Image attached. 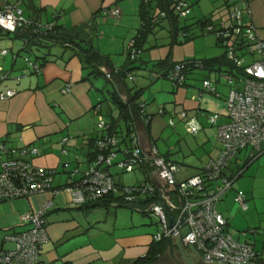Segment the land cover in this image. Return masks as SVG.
<instances>
[{"label":"crops","instance_id":"obj_1","mask_svg":"<svg viewBox=\"0 0 264 264\" xmlns=\"http://www.w3.org/2000/svg\"><path fill=\"white\" fill-rule=\"evenodd\" d=\"M125 1L34 0L33 6L41 9L35 14L39 15V21L42 24L51 22L55 18L54 22L63 25L66 34L91 42L104 55L110 57L112 53L103 51L99 44H104L108 48L115 46V48L119 47V50H124L126 62L128 53L126 43L131 39V33L128 28L133 27L132 25L137 22L135 18L129 20L125 10ZM186 1L190 2V0ZM191 1L193 4L201 5V7L199 6L201 9H205L200 11L201 15H199L198 20L206 18L208 19L207 23L202 26L197 23L198 20L196 21V24L203 30H205L207 24H213L219 28L221 21L226 23L230 21V14L236 7H245L243 10L244 15L255 25L259 38L264 40V0ZM15 2L17 0H0V9L8 3ZM115 7L121 10V14L117 17L109 13ZM137 8H139V0ZM34 12L35 9L30 10L31 14H34ZM219 12L221 14L217 15ZM190 25V30H192L195 24ZM117 28L122 32L120 35V32H116ZM17 41L21 45V41ZM217 44L219 43L217 42ZM223 47L226 51L224 43ZM4 48L6 47L2 49ZM57 49H54V52L52 51L55 55L51 57L52 60L50 62L41 68L39 73L32 68H28L20 60L17 61V65H12L13 60L8 66L0 64L6 70L15 69L12 73L13 78L0 82V92L9 88L16 90L13 96L5 99L0 98V167L2 160L19 159L34 166L51 169L54 171L53 184L56 189L60 188L57 193L47 191L32 195L27 199L0 200V234H13L25 229L26 226L22 220L23 214L40 210L43 208L44 203L50 201V208L46 210L45 215L50 239L43 245L41 264H64L65 262L73 264H108L107 258L111 262L119 261L114 264H125L134 261L137 258V255H134L136 252H140L143 248L147 252L148 247L152 243L154 233L149 232L140 235L137 233L122 234L120 232L117 234L118 228L116 226L111 231L101 229L104 231L101 233H106L108 237H111L112 242L115 244L113 249L115 250L116 247L122 254V257L117 259L120 253L117 254L115 252V256L110 258V251L104 253L99 247H94L92 233H94V229L97 226L94 225L93 218L98 221H107L112 207H100L108 212L105 214L101 213L100 216L95 215L94 217L93 212L95 209L82 208L84 204H71L72 193L67 187L71 186L93 162L96 154L95 139L107 134V131L101 130L97 123V116L99 114L104 116V102L98 96L99 88L92 81L91 75L83 69L82 62L78 56L71 55V50ZM36 63L39 64L40 61ZM19 67H23L22 71L28 74L24 73L23 77L17 79L15 75L21 72L17 71ZM200 73L192 75V79L200 83H189L187 81V85L175 87L173 91L174 102L177 105L175 108L183 109L188 113L189 118L197 120L204 132L207 126L215 130H211L212 132L210 133L215 137L214 146L216 147V155H218L221 145L217 139L216 126L210 124L209 121L206 122L203 116H206L208 120L210 114L219 113V123L226 122V97L228 94L227 96L224 95L221 91L223 89L219 86L225 83H223L224 80L220 72L211 71L207 73L209 77L202 75L198 77L197 74ZM201 74H205V72ZM212 74H215L214 78ZM204 78L211 81V84L216 89L215 93L200 90ZM212 78L216 83L213 82ZM68 85H71V90L67 93L63 92ZM201 91L200 98H195ZM99 105L101 106L100 109L97 107ZM162 107L166 109L165 114L169 112L166 106ZM162 107L158 105L157 109H162ZM149 108L150 105L146 103L147 112L156 113V108V110L152 109L151 111H149ZM107 112L111 114V121L116 119L111 107H109ZM177 114L178 112L175 111L172 118ZM90 117L94 120V126L90 124ZM121 121L119 120L118 122L119 128H122ZM152 121L153 118L151 124ZM140 132L142 143L144 145L148 144L146 132ZM151 134L155 142L157 139L153 136L152 130ZM205 136H207V133ZM64 137L69 138L67 156H62V139ZM124 145L126 144L124 143ZM34 147L38 148L37 154L31 153V149ZM24 150L26 152H23ZM250 151L249 147L241 151L236 157L237 161L243 163L248 158ZM215 156H210V158ZM172 158L174 157L172 156ZM63 161L68 162V165H63ZM250 166L248 186L236 190V193L225 192L221 196L217 207L224 215L228 213L225 216L228 219L229 231L234 237L251 241L255 245L256 250L261 253L264 249V234L257 231L254 234L243 235L241 231L248 228H259L261 222L264 221V190L262 189L264 186V151L248 167ZM112 168L117 171H113ZM74 170L78 172L75 176H72L71 174H73ZM108 170L116 183L128 185L122 182L121 174L123 172L119 167L110 166ZM139 172L144 177V172ZM63 173H66L68 177L65 184H63L64 179L59 176L63 175ZM244 174L245 172L242 176ZM58 176L60 177L59 181ZM238 193L245 194L247 197L248 207L246 210L235 205V197ZM229 194L233 198L227 199L228 204L223 207ZM128 209L137 210L134 208ZM115 220L116 218H114V224ZM132 224L135 225L136 222L132 221ZM73 229L77 230L70 234ZM260 245L263 248L261 250L258 249ZM188 247L190 246H173L170 252L157 263L194 264V259L197 262L198 260L201 261L194 251L191 248L188 249ZM114 250H112V254H114Z\"/></svg>","mask_w":264,"mask_h":264},{"label":"built area","instance_id":"obj_2","mask_svg":"<svg viewBox=\"0 0 264 264\" xmlns=\"http://www.w3.org/2000/svg\"><path fill=\"white\" fill-rule=\"evenodd\" d=\"M189 8L186 0L176 2V11L180 17H186ZM244 9L245 7H236L230 14V21L227 23L221 21L219 28L212 24L207 25V30L217 31L222 35L227 57L235 66V73L222 74L230 85L226 99L227 121L219 123V113L211 114L209 117V122L217 128L221 145L219 154L212 157L206 167L210 181L220 179L221 169L225 168L239 149L250 147V158L264 151V40L259 38L255 25L244 15ZM109 13L117 17L121 10L115 7ZM161 15L165 16V13L162 12ZM24 21L21 9L15 4L8 3L0 9V26L4 29L14 31L17 25ZM128 49L131 58L135 59L139 53L135 48V40L132 39ZM0 53L5 55L8 50L2 49ZM32 66L37 72L41 69L36 62ZM184 68L183 64H177L169 73L170 77L180 81ZM210 86V82L205 80L204 87ZM70 90L71 85H68L63 92L67 93ZM15 93V90L9 89L0 92V98H8ZM200 96L201 92L195 98L199 99ZM97 107L101 108L100 105ZM183 116L185 117L186 113H183ZM170 123L173 124V121ZM98 126L100 129H107L109 126L102 114L98 115ZM189 130L196 132L193 121ZM66 140L67 138L63 139ZM119 142L120 138L115 134L105 135L96 140L93 162L81 174L80 179L67 187L72 193V205L97 200L109 193L122 196L125 204H134L140 194L154 192L155 188L160 191V198L166 203L160 201L145 206V209L153 211L160 220L155 238L160 239L164 235L179 237L184 246H190V242L192 247L200 252L203 260L210 263L264 264V261L259 260L251 244L239 241L227 229V220L216 207L222 193L230 185L226 178H222L223 184L218 185L215 190H209L204 178L199 175L178 182L174 176L177 166L159 155L155 146L145 153L134 139L129 146H120ZM31 153L37 154L38 148H32ZM147 162H151L155 167L151 175L155 187L144 182L120 186L108 170L110 166H117L124 171H133ZM77 172L74 170L73 175ZM53 175V170L34 166L23 160H5L0 170V199L30 197L50 190L57 193L59 190L51 189ZM235 203L243 209L248 207L244 194H238ZM50 205L49 201L42 209L23 214L22 220L30 223L29 227L0 236V264L41 262L43 244L49 239L43 216L45 209ZM165 205L172 211L176 210L178 215L170 217L164 208ZM11 243L15 246L6 247V244Z\"/></svg>","mask_w":264,"mask_h":264},{"label":"trees","instance_id":"obj_3","mask_svg":"<svg viewBox=\"0 0 264 264\" xmlns=\"http://www.w3.org/2000/svg\"><path fill=\"white\" fill-rule=\"evenodd\" d=\"M33 1L34 0H17V2L12 3L21 9L22 14L25 18V21L22 22L20 25H17V27L14 31H9V30L4 29L3 27L0 26V34L9 35V38L21 41V45L17 49V51H12V55H13V59H12L13 64L12 65H17V61H19V59H22L28 68H32V69H34L35 72H37V70H35V68L32 66V64H34L37 61H40V63L38 65L40 68H42L45 64H47L48 62H50L52 60L51 57L55 55L53 53L54 52L53 49H55L56 47L62 48V49H64V51L71 50L72 51L71 55H73V56L76 55L80 58V60L82 62L83 69L86 70L89 75H91V76L101 75V76H105L109 81L114 80V85H115L116 89L114 91H112L110 98H107V99H109L111 101V103L113 104V106L116 109H118L119 117L114 119L113 121H110V122L106 121L109 124L108 128L107 129H101V130L107 131V134H104L101 137H103L105 135L115 134L120 138V142H119L120 146H123L124 143L127 146H129L131 144V141H133V139H134L137 142V144H139L140 148L145 153H148L150 151V149L155 146L159 155H161L162 157H164L168 161H172L177 166V170H176L174 176L178 182H181L184 180L186 181V179H189L190 177H193L195 175H199V176L204 178L205 185H206V187H209V190H215L218 185L221 186L223 184L222 178L224 177L230 182V185L228 186V189L222 193V195L225 192H227L228 190L233 188L235 181L238 180L242 176V174L245 172V170L250 165V163L260 153L253 158H250V154H249L248 158L245 159L243 161V163H240L237 161L236 157L241 151H243L244 149H246L248 147H245L243 149H239L237 151V153L235 154V156L232 157L228 161L225 168L221 169V172H220L221 177H220V179L217 178L216 181H214V180L210 181V179L207 176V168L206 167H207L208 163L206 165H204L201 169H199V171L197 173H195L191 176H188L186 178H183V179H178L177 176L182 171V166H183L182 163H180L179 161L172 158L170 152L163 154L159 150L157 145L155 144L154 139H153L152 134H151V120H152L153 116L156 115V113L165 114L166 109L165 108L159 109L158 112L153 113V114L148 113L146 110V103L145 102H143V103L137 102V98L140 95L141 90L135 91L134 93H132L131 88H129L126 84L127 77L130 75L132 76V73H131L132 69L136 68L133 66V62H135L138 59V55L142 51V49L144 47V43L148 37V33L150 31H153V29L156 26H160L162 20L169 19L170 24H171V33H172L173 41H176V37L180 32L183 33V35L186 39L192 38V35L190 34V29H191L190 26L191 25H186V26L180 27L181 18H186L187 16L186 17H180V15L177 13L176 2L178 0H139V8L138 9H139V13H140L141 20H142V26L139 30V33L133 38V40H135V48H136L137 52H139V53L135 57V59H133V58H131V52L128 49L127 61L121 67L115 66V64H113V62L111 61L110 57L102 54L98 49H96L92 45L91 42H87V41H84L80 38L73 37L69 34H66L64 26L59 24L58 22H54V20H56L55 18L51 22L42 24L39 21V15L35 14L36 12H39L41 9L33 6ZM31 9H35L34 14L30 13ZM162 12L165 13V16L161 15ZM207 20L208 19H206V18H202V19H199L197 21V23H199L200 25L203 26L207 23ZM207 25L205 27V30L208 31L209 33L210 32L215 33V35L217 36V39L220 42L224 43L225 41L223 40L222 35H219L217 31L207 30ZM233 41H235V39H233ZM236 43L239 44L238 41ZM4 49H7L8 53L5 55L0 53V55L1 56H8L10 53V49L9 48H4ZM143 64L145 67L149 68L152 73H156L158 75V78L159 77H166V78L171 79L173 81L175 87H181V86L187 85V80L189 78V74H192V73L196 74L198 72H205V74L202 75L204 77H209V75L207 73L211 72V71L220 72L222 77H223L222 74L224 72L235 73L234 72L235 66L228 59L227 51H225L219 57L216 56V57L207 58V59L201 60V61H196L194 59V60H186V61H179L178 62V61H172L169 59V57H167L166 59H163V60H155L152 63H150L148 61H143ZM177 64H183L185 66L183 78L180 81H178L177 79H174V78L172 79L169 75V73L173 70V68H175V66ZM141 66H142V64H141ZM0 67H1L0 82L8 80L10 78H13L12 73H13V71H15V69L14 70L13 69L6 70V69H4V67L2 65H0ZM17 69H18L17 71H21V72L15 76L17 79H20L21 77L24 76V72L22 71L23 67L22 68L19 67ZM40 71H41V69H40ZM39 72H37V73H39ZM205 80H208L210 82V85H211L210 88L204 87V81ZM224 81H225V79H224ZM225 83L230 88V85L226 81H225ZM201 84L202 85H201L200 90L215 93L216 89L211 84V81L209 79L204 78L202 80ZM9 89H12V88H9ZM9 89H7V90H9ZM7 90L1 91V92H6ZM13 90H15V89H13ZM202 91H201V94H202ZM124 94L127 95L126 99H125ZM160 111H162V112H160ZM183 113H186V112L183 111L181 113L182 114L181 118L184 119L186 122H188V124H189L188 130L190 128V124H192V121L194 122V125L196 126V132H192L190 130H189V132L194 134V135L197 134L199 132V130L201 129V127L197 123V120H195L193 118H189L188 113H186V116L184 117ZM172 116H173V114H172ZM210 116H211V114L208 116V121H209ZM119 120H122L124 122V128L123 127L119 128V123H118ZM171 120L173 121V124H171L170 122H169V124L174 125L175 122H174L173 118H171ZM212 125H214V124H212ZM139 131H144V133L146 132V134H147L146 141H147V143L149 142L148 144L144 145L142 143L141 137H140L141 134L139 133ZM101 137H99V138H101ZM64 138H67V140L63 141ZM64 138L62 139V145H63L62 146V156H67V154H68L67 147H68V141H69L68 139L69 138L68 137H64ZM99 138H96L95 140H97ZM95 147H96V145H95ZM64 150H65V152H64ZM250 153H251V151H250ZM7 160H9V159H7ZM4 161L5 160L1 161L0 170L2 168V164ZM64 165L67 166L68 162L65 161ZM154 168L155 167L153 165H151V162H147V164L142 165L138 168H135L133 171L144 172L143 180L140 181L139 183L144 182V183L152 184V186L155 187V184L151 178L152 171L154 170ZM121 171L122 172H133V171H124L122 169H121ZM71 175L73 176V174H71ZM80 177L78 179H80ZM53 178H54V175H53ZM78 179H76L75 182ZM75 182H73L72 185ZM139 183H136V184H139ZM136 184H134V185H136ZM119 185L121 186L122 184H119ZM51 189H53V190L56 189L54 184H53V179H52ZM59 189L57 188V190H59ZM238 194H241V193H238ZM30 197H23V198L27 199ZM122 198L123 197L120 196L119 194L109 193V194H106L105 196H103L102 198H99L97 200L86 201L85 203H83L84 205L82 206V208L94 210L96 208H100V207L108 208L110 206L111 207L112 206L113 207H121V206L125 207L126 205H136L135 203H137V205H142L144 207V210L137 209L138 211H140L144 214L156 216V218H157L156 225L159 228V226H160L159 217L153 211L145 209V206H148L149 204H153V203H158L160 201H162L163 204H166L165 201L160 198V191L159 190H157V189L155 190V188H154V192L140 194L139 197L135 200L134 204H125L124 203L125 201H123ZM13 199H19V198H13ZM0 200H3V199H0ZM7 200H10V199H7ZM218 203H219V201L217 202V204ZM246 203H247V197H246ZM217 204H216V207H217ZM44 205H45V203L43 204V206ZM239 207H241V206H239ZM48 208H50V206ZM48 208L45 209V213L43 216L44 221H45L46 210H48ZM164 208L167 209L170 217H173V215L175 216V214H176V216L178 215V212L176 210L172 211V210L168 209L166 205L164 206ZM217 209H218V207H217ZM225 218H226V216H225ZM226 220H227V229L229 230L228 219L226 218ZM23 222L25 223V226H26L25 228L30 226V223L25 222V221H23ZM45 225H46V221H45ZM184 230H187V229L184 228ZM257 231H258V228H248V229L242 230L241 234H243V235L254 234ZM7 234H11V233H7ZM4 235H6V234H4ZM4 235L0 234V236H4ZM155 236L156 235L154 234L152 243L150 244L147 252L144 255L138 256L134 261L127 262L125 264H156L157 262H159L162 259L163 256H165L168 252H170V249L173 246H176V245H178V246L180 245L182 247L184 246L181 238H179V237H173L171 235H167V236L164 235L160 239H157V238H155ZM49 239H50V237H49ZM238 240L251 244L253 246V249L256 252L257 256L259 257V260L264 261V252L261 254L259 251H257L255 248V245L251 241L240 240V239H238ZM41 252H42V250H41ZM39 264H41V262ZM64 264H73V263L65 262Z\"/></svg>","mask_w":264,"mask_h":264},{"label":"rangeland","instance_id":"obj_4","mask_svg":"<svg viewBox=\"0 0 264 264\" xmlns=\"http://www.w3.org/2000/svg\"><path fill=\"white\" fill-rule=\"evenodd\" d=\"M126 5V13L129 17V20L135 18L136 24L132 25L133 27H129L128 30L131 33V39L127 41V49L130 45V42L132 39L139 33V30L142 26V20L140 13L137 8L138 0H126L124 2ZM135 4V5H134ZM189 5V13L187 15V18H181L180 21V27L185 26L187 24H195L193 25V29L190 30V34L192 35V38L186 39L182 32H180L177 37L176 41H173L172 33H171V24L169 19H164L161 22V26H156L153 31H150L148 33V37L144 43V47L140 54L138 55V59L133 62V66L136 67L132 69V76H128L126 79V84L129 88H131V92L134 93L135 91H139L140 95L137 98V102H145L150 105V110L157 109L158 105L166 106L168 109V113L165 115L158 114L153 116V121L151 124V130L153 133V136L157 139L155 140L157 147L159 150L165 154L170 152L171 156L174 157L175 160L182 163V171L178 174V179H183L185 177H188L189 175H192L194 173H197L199 169H201L204 165H206L210 159V156L216 155V147L215 144V137L214 135H211V130H214L212 127L207 126L205 132L203 129H200L197 134H192L188 130V122H186L184 119L181 118V113L184 111L183 109L179 110V108H175L176 102H174V90L175 85L173 81L166 77H159L156 73H152L151 70L144 66L143 61H148L152 63L155 60H163L169 57L172 61H186V60H196L201 61L205 60L207 58L212 57H219L220 55L225 52V48L223 47V43L220 42L217 39V36L215 33L208 32L206 30H203L200 28L198 24H196V21L201 15L200 11H203L205 9H201V5L197 3L188 2ZM200 6V7H199ZM193 10V12H192ZM224 12V11H223ZM221 14V12L217 13V15ZM115 28V27H114ZM116 32H120L119 35L122 33L119 28L116 29ZM124 32V31H123ZM220 43V44H217ZM103 51H109L112 54L110 55V58L112 62L117 67H121L126 60V56L124 55V50H119V47L115 48V46H111L108 48L104 44H99ZM94 46V45H93ZM9 48L10 53L7 57H1L0 56V64L4 66H8L12 60V51H17V49L20 47V42L15 41V39L9 38V35L0 34V50L3 48ZM96 49H98L97 46H95ZM58 50L57 48H55ZM54 50V49H53ZM55 50V52H57ZM99 50V49H98ZM20 62H22V59H19ZM142 64V66H141ZM142 67V68H141ZM28 70V69H27ZM87 72V71H86ZM25 74H28L24 72ZM202 73V72H201ZM197 74L203 75V74ZM204 73V72H203ZM192 74H189L188 82L189 83H200L196 80L192 79ZM92 81L94 84L99 88L98 96L103 100L104 102V117L106 118V121H111V114L107 112L109 110V107L113 110V114L115 118L119 117L118 109H116L111 101L107 98H110L112 91L116 89L114 85V80L109 81L105 76H91ZM212 77H215V74H212ZM212 78V79H213ZM223 79V77H222ZM224 80V79H223ZM213 82L215 80L213 79ZM225 81H223L224 83ZM223 90L222 93L227 96L229 87H226V84L219 85ZM125 99L127 98V95H125ZM227 98V97H226ZM100 99V100H101ZM165 103V105H163ZM163 108V107H162ZM155 109V110H156ZM154 111V110H153ZM158 109L156 110V112ZM175 111L178 112V114L174 117V125L169 124L172 114H175ZM152 113V112H151ZM204 120L208 122L206 116H203ZM187 119V118H186ZM97 123H98V116H97ZM197 123H199L197 121ZM90 124L94 126V120L90 117ZM208 124V123H207ZM199 125V124H198ZM200 126V125H199ZM121 127H124V122L121 121ZM217 130V128H216ZM215 131V130H214ZM207 133V136H205ZM141 134V132H140ZM218 139V136H217ZM122 155V154H120ZM244 155V152H243ZM83 158V157H82ZM66 160V159H64ZM64 165V161H63ZM64 167V166H63ZM251 166L248 167V169L245 171V174L241 176L238 180L235 181L234 186L232 189L228 190L227 193H236V190L240 188H245L249 184V175ZM113 171H117L115 168H112ZM229 169V168H228ZM61 178H63V184L67 182V174L63 173V175H59ZM58 176V181L60 177ZM121 180L123 183L132 185L134 183H138L143 180V176L139 171H133V172H123L121 174ZM264 190V186L262 187ZM233 198L231 194H229L225 199V205L223 207H226L228 204L227 199ZM235 205H237L235 203ZM57 207V206H56ZM221 208V206H220ZM108 212L104 208H96L93 212V215L100 216L101 213L105 214ZM111 214H109L107 221H98L96 218H93L94 225H97L94 229V233H92V241L94 242V247H99L100 250H102L104 253L110 251L111 257L115 256V252L117 254L120 253L119 249L115 247V250L113 249L114 243L112 242L111 237H108L106 233L102 231L105 230H113L114 226L118 228L117 234L120 232L122 234H130V233H137L140 235H144L145 233H151L156 234L158 233V226L156 225L157 218L154 215H148L144 214L137 210H131L126 207H113L111 209ZM117 212V214H115ZM227 212H229L227 210ZM228 213H225V215ZM116 215V216H115ZM114 218L115 224H114ZM133 222H136L135 225L132 224ZM111 227V228H110ZM102 229V230H101ZM77 229H73L70 231V234H73V231L75 232ZM258 231L264 234V221L261 222L259 225ZM153 234V235H154ZM15 244H6V247H14ZM262 245L258 247V249L261 248ZM191 247H188L190 249ZM192 249V248H191ZM112 250H114V254H112ZM196 250V249H195ZM197 251V250H196ZM144 248L140 250V252H136L137 257L139 255L145 254ZM264 252V249L261 251V253ZM199 254V252L197 251ZM122 257V254H119V259ZM121 261V260H120ZM119 261L116 260V262H111L109 258H107V263H118Z\"/></svg>","mask_w":264,"mask_h":264},{"label":"water","instance_id":"obj_5","mask_svg":"<svg viewBox=\"0 0 264 264\" xmlns=\"http://www.w3.org/2000/svg\"><path fill=\"white\" fill-rule=\"evenodd\" d=\"M125 207L139 209V210H144V207L142 205H137V204L136 205H126ZM189 245L192 248V250L194 251V253L196 254V256H198L201 259V261L198 260V262H197L193 258L194 259V264H216V263L206 262L205 260H203L202 257H200V255L197 253V251L192 247V245L190 244V242H189ZM156 264H161V263H156Z\"/></svg>","mask_w":264,"mask_h":264}]
</instances>
